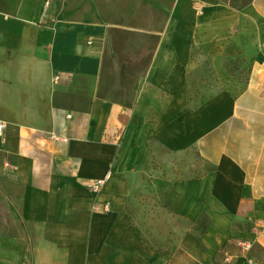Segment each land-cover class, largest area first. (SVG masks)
<instances>
[{
  "label": "crops",
  "instance_id": "0c3cea01",
  "mask_svg": "<svg viewBox=\"0 0 264 264\" xmlns=\"http://www.w3.org/2000/svg\"><path fill=\"white\" fill-rule=\"evenodd\" d=\"M101 1L0 0V179L17 206L0 264H226L241 240L264 264V0H174L162 32L109 22ZM221 41L251 68L237 96L145 111L177 92L192 45ZM187 150L213 169L172 180L144 225L130 203L146 158L171 171Z\"/></svg>",
  "mask_w": 264,
  "mask_h": 264
},
{
  "label": "rangeland",
  "instance_id": "374dc122",
  "mask_svg": "<svg viewBox=\"0 0 264 264\" xmlns=\"http://www.w3.org/2000/svg\"><path fill=\"white\" fill-rule=\"evenodd\" d=\"M82 1L86 3L87 0ZM198 1H193L195 5H191L193 10L196 8L200 11L196 6ZM220 1L235 9H241L250 2V0ZM101 2L104 5V15L114 24L128 22L134 25L139 24L145 27L146 31L162 32L163 27L168 26V23L172 21L170 11L174 0H102ZM167 38L162 44L166 49L169 48ZM148 43L144 47L145 53L152 52L155 48L152 42ZM121 48L118 44L112 51L120 53ZM188 53L190 56L187 60L179 61L182 72L178 79L177 92H169L167 88H162L161 107L146 109V112L154 113L155 117L158 114L164 116L168 113L169 103L172 106L174 100L177 106H183L182 109L195 111L204 102L217 99L221 95L237 96L244 89L251 68L249 65H244L240 52L230 42L221 41L207 45L197 43L192 45ZM144 63L146 62L142 61V64ZM120 64L119 60L108 62L111 74L108 83H115L118 86L121 83ZM133 64L136 65L137 62ZM161 80L162 85H165L167 78L162 76ZM149 146L150 149L147 151L151 154V145ZM143 166V189L137 190L134 194V200L130 203V212L144 215L146 222L144 225L148 224V215L153 208L166 203L172 180L194 178L203 171L213 169L212 165L203 164L194 150H187L185 153L174 156L170 165L171 171L167 166L164 169L162 164L150 157L146 158ZM4 180L6 179H0V237L4 244H7L8 236L12 234L13 227L17 223V206L12 203L7 190H4ZM146 236L149 238L147 233Z\"/></svg>",
  "mask_w": 264,
  "mask_h": 264
},
{
  "label": "built area",
  "instance_id": "2783aa9c",
  "mask_svg": "<svg viewBox=\"0 0 264 264\" xmlns=\"http://www.w3.org/2000/svg\"><path fill=\"white\" fill-rule=\"evenodd\" d=\"M199 10V7H197ZM58 77H55V80H57ZM6 129L5 124L0 121V140L3 139L4 136V131ZM109 173L106 174V177H108ZM105 180V179H104ZM104 180H97L94 185L89 186V188L93 192H99L103 186ZM239 247V253L236 256L232 255H227L224 257V263L226 264H231L234 260L241 259V261L245 264H250L251 260L249 258V252L252 248V245L250 242H239L238 244Z\"/></svg>",
  "mask_w": 264,
  "mask_h": 264
}]
</instances>
